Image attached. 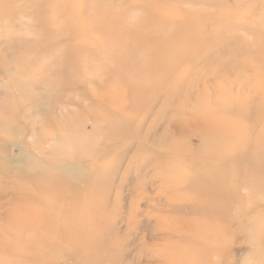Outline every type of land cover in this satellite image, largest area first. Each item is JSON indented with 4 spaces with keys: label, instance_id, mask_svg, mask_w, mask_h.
I'll return each mask as SVG.
<instances>
[{
    "label": "rangeland",
    "instance_id": "1",
    "mask_svg": "<svg viewBox=\"0 0 264 264\" xmlns=\"http://www.w3.org/2000/svg\"><path fill=\"white\" fill-rule=\"evenodd\" d=\"M115 76L124 112L98 93ZM213 115L238 133V225L199 235L196 264H264V0H0V264H174L164 251L187 243L168 245L167 214L193 234L223 216L171 210L191 186L157 153L197 145L195 118ZM32 180L66 202L46 234L19 222ZM57 229L58 258H25Z\"/></svg>",
    "mask_w": 264,
    "mask_h": 264
},
{
    "label": "bare ground",
    "instance_id": "2",
    "mask_svg": "<svg viewBox=\"0 0 264 264\" xmlns=\"http://www.w3.org/2000/svg\"><path fill=\"white\" fill-rule=\"evenodd\" d=\"M156 45L157 44L153 43L150 44L151 47ZM151 47H149V49ZM154 48L155 47H153V49ZM110 66L112 65L110 64ZM93 67L95 66L93 65ZM121 67L123 68V65L118 66L116 72ZM78 68L84 70L81 67ZM96 69L98 70L100 67H96ZM118 79L121 80V78L117 76L114 78L109 77L107 82H105L99 89V91L102 92L98 91V93L102 96V102L108 105L106 108L109 110L113 109L115 111L124 112L127 110L126 107L128 106L129 98L126 99V97H124L122 87L121 90L118 91H116V89L113 90L112 88ZM136 107L137 106H132L131 109L135 110ZM222 118L230 120L227 117L216 115L215 117L213 115V118L208 116L195 118L197 123L200 124V127L204 128L207 132L206 135L197 134V132L195 133L196 137L199 138V143L197 145H192L190 138L188 137H183L180 141L175 139L172 141V138H170L166 147L163 146L164 149L158 150V165L160 166L158 170L160 171L161 168L169 166L170 171L168 176L172 179L169 180V182L178 181L181 187L188 185V183L191 186V189L189 186L187 189L183 188L185 196L184 203L179 207H173L171 205L169 208L175 212L183 211L188 214V210L191 206L190 203L192 201L194 202L193 208L195 210V215H212L214 212L216 215L221 214L223 216V218L215 219V222H204V220H206V217H204L203 221L197 223V229L201 232L193 234V230L190 229V225L192 224H190L186 218L178 217L175 219L171 214H167L162 220L161 226L167 233V239L169 240L168 245L174 247L182 245V243H187L182 252H171L170 249L164 251L169 254L170 260L168 261L170 263L196 264L198 259L194 254L198 255L199 252L192 249L196 248L197 241L200 240L199 235L204 234L207 231L206 229L210 228L211 236H215L218 234L217 232L230 230V228L235 230L238 225L236 213L235 216L232 215V213L238 209V199L236 197V192L233 188H230V183L235 185V181L238 179L236 170V163L239 159L237 154L238 133H236L237 131H234V129H223L221 127ZM231 122L234 123L233 120ZM176 142L178 143L175 144ZM46 189L47 188L38 185L32 180L26 184V186L20 187V191H23L26 195L29 193L28 191H30V193H37L38 196L33 198L29 194V196L27 195L28 198H26V196H19L16 199L17 201L22 200L27 203V209H24V214L28 213V216L31 217H26L28 219H21L19 222L22 221L27 226L34 227V234L36 235L46 234L48 233L47 231L53 228V224L49 221L48 217H56L60 220L62 218V216H60L61 213H59L61 205L66 203L60 200L59 193L51 195ZM172 192L174 191L168 193L170 199L173 197ZM191 193L195 196H191ZM193 199H195V201ZM219 200L225 202H220ZM170 203L173 204V202ZM221 203L226 204L223 206ZM66 206L62 209H65ZM14 221L18 223V218L13 217L12 223ZM65 229L67 231L74 229V222L67 220ZM65 229H57L58 231H55L60 233V237L53 241L52 248H43L32 251L27 253L25 258H31V255L32 258H36L37 256L47 254H52L54 257L58 258L61 253L59 249L61 250L63 246H59L58 241H63V243L67 244L70 241L66 236L61 237V234H63ZM179 232H182L183 234H179ZM34 234L32 236H36ZM32 239L35 240L34 237H32ZM162 252L163 250L157 249L152 253H155L156 255Z\"/></svg>",
    "mask_w": 264,
    "mask_h": 264
}]
</instances>
